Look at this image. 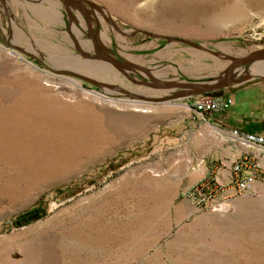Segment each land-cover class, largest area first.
<instances>
[{
    "label": "rangeland",
    "instance_id": "374dc122",
    "mask_svg": "<svg viewBox=\"0 0 264 264\" xmlns=\"http://www.w3.org/2000/svg\"><path fill=\"white\" fill-rule=\"evenodd\" d=\"M74 1L110 57L162 84L210 80L189 73L191 53L216 80L264 47V0ZM104 57L76 8L0 0V264H264V163L247 158L252 169L239 173L235 161L232 184L212 172L224 194L257 176L220 204H197L203 179L186 188L187 171L169 160L166 107H182L160 100L191 92ZM260 63L234 66L230 79ZM34 205L28 223L10 222Z\"/></svg>",
    "mask_w": 264,
    "mask_h": 264
},
{
    "label": "crops",
    "instance_id": "0c3cea01",
    "mask_svg": "<svg viewBox=\"0 0 264 264\" xmlns=\"http://www.w3.org/2000/svg\"><path fill=\"white\" fill-rule=\"evenodd\" d=\"M190 56H193L192 62L198 60L189 70L190 74L196 75L194 79L211 77L208 82L214 81V76L210 75L215 71L214 64L207 60L201 61L195 53ZM263 68L264 63H260L239 82L230 79L228 85L223 88V95L217 97L221 106L207 115L205 121L198 119L190 106L202 95L183 92L186 95L176 99L175 103L180 105L181 109L174 111L166 107L165 127L174 131L173 139L177 147L169 160L173 158L176 168L180 165L183 171H187L190 182L186 188L203 179L209 171H212L218 180H224L231 165L242 158L264 163V155H261L256 147H247L232 135V131L237 130L239 133L264 137ZM228 100L229 103H226ZM185 105L189 107L185 108Z\"/></svg>",
    "mask_w": 264,
    "mask_h": 264
},
{
    "label": "water",
    "instance_id": "95a60500",
    "mask_svg": "<svg viewBox=\"0 0 264 264\" xmlns=\"http://www.w3.org/2000/svg\"><path fill=\"white\" fill-rule=\"evenodd\" d=\"M61 2L64 5H70L74 8H76L85 18L86 24H87V29L89 32V36L90 39L92 41L93 44H95V35L97 34V30L93 29L90 23V19L88 17V14L86 12V10L81 7L80 5H78L74 0H61ZM105 57L103 58V60L110 62L112 65L118 67V68H135L138 70L143 71L146 76L154 81L156 83L157 86L160 87H168V88H180L183 90H188L191 92V94L193 95H204V96H209V97H221L223 95V88H225L228 84V81L230 79V74L233 70V67L240 64V63H244V62H254L257 61L261 58H264V47L258 48L253 50L252 52L243 55L241 57H237L234 58L225 68L223 75L221 77H219L218 79L211 81V82H201V83H195V82H174V83H166V84H162L159 81H157L154 76L148 72L147 70L143 69L142 67L135 65L131 62H121V61H117L115 59H113L112 57H110L105 51ZM70 73V71L68 72ZM73 76L87 81V82H93L94 79L86 77L84 75L78 74V73H70ZM185 93H180L177 95H168L164 98H160V100H176L179 99L183 96H185ZM158 100V99H157ZM228 208L227 205L222 204L218 207H215L214 209H218V210H226Z\"/></svg>",
    "mask_w": 264,
    "mask_h": 264
},
{
    "label": "built area",
    "instance_id": "2783aa9c",
    "mask_svg": "<svg viewBox=\"0 0 264 264\" xmlns=\"http://www.w3.org/2000/svg\"><path fill=\"white\" fill-rule=\"evenodd\" d=\"M229 103V100L226 102ZM221 106V103L217 101L216 99H213L212 97L209 96H199L195 101L194 105L192 107V110L194 112V115L200 119V120H206L207 115L212 112L217 110ZM226 106V104H225ZM232 134L238 139L239 137H250L254 142H257L259 144H262V152L264 155V137L261 135H256L252 133H239L237 130H233ZM252 163L247 159V158H242L238 160V163L236 162L234 165V170L238 171L239 173H242L241 167H247V169H252ZM255 171V170H254ZM259 173H264V168H261V170H256ZM229 182L232 184V180L229 179L230 175H227ZM257 176V174H254L251 172L250 175H245L244 178L241 177V180L238 184V191L234 189V192L230 194H224V184L218 183L213 175H211L209 178L204 179L201 183L200 186L198 187L197 191L191 192L190 196L194 200L196 199L197 204H203L206 205L209 203L208 206H215V204H220L222 203L224 197L230 198L232 195L237 194V192L243 191V189L249 184V182L253 179V177ZM227 184V183H226ZM236 186V184L234 183ZM234 187V186H233ZM195 194V195H194Z\"/></svg>",
    "mask_w": 264,
    "mask_h": 264
},
{
    "label": "trees",
    "instance_id": "16d2710c",
    "mask_svg": "<svg viewBox=\"0 0 264 264\" xmlns=\"http://www.w3.org/2000/svg\"><path fill=\"white\" fill-rule=\"evenodd\" d=\"M213 99L218 100L219 98H213ZM190 106L193 107V103H191ZM212 112H214V111H212ZM212 112H210V113H212ZM211 175H212V171H209L205 175V177L203 178V180L206 179V178H209ZM196 185H198V184H196ZM196 185L192 186L191 188L196 187ZM40 202L41 201L38 200L36 204H39ZM35 206H37V205H34V207H32V209H30V210H27L25 212L19 213L18 215H15L13 218L10 219V222H12L13 224H19V225L20 224H26V223H28L29 220L26 218V216L29 215V214H31V213H35L37 211V207H35Z\"/></svg>",
    "mask_w": 264,
    "mask_h": 264
},
{
    "label": "bare ground",
    "instance_id": "6f19581e",
    "mask_svg": "<svg viewBox=\"0 0 264 264\" xmlns=\"http://www.w3.org/2000/svg\"><path fill=\"white\" fill-rule=\"evenodd\" d=\"M94 94V93H93ZM127 104H129L130 106L131 105H135L136 106V104L134 103V102H132V101H127ZM138 105V104H137ZM137 107V106H136ZM232 135H234V134H232ZM239 141L243 144V145H245V146H247V147H256L259 151H262V144H259V143H257V142H254L253 140H252V138H250V137H239Z\"/></svg>",
    "mask_w": 264,
    "mask_h": 264
},
{
    "label": "flooded vegetation",
    "instance_id": "af4514ba",
    "mask_svg": "<svg viewBox=\"0 0 264 264\" xmlns=\"http://www.w3.org/2000/svg\"><path fill=\"white\" fill-rule=\"evenodd\" d=\"M90 38V36H89ZM91 40V39H90ZM99 40V36H98V31L97 34L95 35V44H93V53L97 54L98 53V48L101 47V50L104 52V48H102V46H99L98 43H96V41ZM135 69V68H134ZM138 70V69H137ZM141 71V70H140Z\"/></svg>",
    "mask_w": 264,
    "mask_h": 264
}]
</instances>
